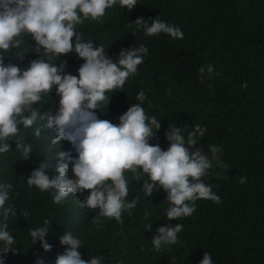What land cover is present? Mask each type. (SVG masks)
I'll return each mask as SVG.
<instances>
[{
  "label": "clouds",
  "instance_id": "obj_1",
  "mask_svg": "<svg viewBox=\"0 0 264 264\" xmlns=\"http://www.w3.org/2000/svg\"><path fill=\"white\" fill-rule=\"evenodd\" d=\"M117 3L130 12L138 0H0V154L11 150L19 164L14 190L11 182L0 181V264H6L9 252L17 251L16 239L9 231L10 217L17 216L10 194L17 196V201L18 195L28 194L56 207L63 202L60 208L68 210L98 209L92 219L100 227L102 218L122 224V213L130 212L140 200L139 196L127 199L130 170L146 196L161 190L166 194L167 220L151 239L157 251L178 242L183 224L171 221L192 215L195 201L221 202L213 186L201 179L214 167H228L222 147L209 144L205 151L199 144L207 126L195 124L189 130L169 124L164 133L168 145L162 148L151 142L157 138L161 120L145 111L143 90L136 95L139 102L122 114V109L114 106L110 93L122 89L140 65L145 80L154 83L144 61L147 46L121 48L114 59L116 51L96 45L79 29L85 20L103 17L106 9ZM133 24V32L142 31L145 36H184L178 25L159 17L140 16L128 26ZM29 34L36 52L42 55L25 68L11 60L6 63V53L18 56ZM62 54L72 61L77 74L66 72L65 62L55 63ZM198 72L199 79L210 78L214 66L201 65ZM54 86L58 106L44 102ZM148 104L151 107V101ZM118 114L119 122L113 123ZM246 179L240 177L239 182ZM30 214L27 210L22 213L25 217ZM50 222L45 218L41 226L29 230L33 244L39 241L45 251L53 247L46 239ZM151 228V223L146 225ZM59 239L66 247L55 264H104L101 255L84 259L79 251L83 242L71 231L66 230ZM34 264L45 262L37 257ZM198 264H214L212 255L204 252Z\"/></svg>",
  "mask_w": 264,
  "mask_h": 264
},
{
  "label": "trees",
  "instance_id": "obj_2",
  "mask_svg": "<svg viewBox=\"0 0 264 264\" xmlns=\"http://www.w3.org/2000/svg\"><path fill=\"white\" fill-rule=\"evenodd\" d=\"M140 16L159 17L178 25L183 39L133 32L135 25H128ZM79 29L96 45L116 51L114 59L121 48L140 44L148 47L144 61L154 83L145 80L140 65L122 89L110 93L114 106L122 109V114L139 102L136 95L143 90L147 96L145 111L161 120L157 138L151 142L162 148L168 145L164 133L169 124L189 130L195 124L207 126L199 144L205 151L209 144L222 147V159L228 167H214L201 179L213 186L222 203L195 201L192 215L171 221L183 224L178 242L157 251L151 239L155 229L167 220L166 194L161 190L146 196L130 170L127 199L139 196L140 200L131 213H122V224L102 218L100 227L92 219L98 209L68 210L60 208L63 202L56 207L33 200L28 194H16L18 201L10 194L17 216L10 217L9 231L16 239L17 251L7 254L6 264H34L37 257H42L45 264H55L66 247L59 239L66 230L82 240L79 251L84 259L101 255L104 264H198L204 252L212 255L214 264H264V0H138L130 12L117 3L106 9L103 17L85 20ZM25 41L23 51L15 58L10 51L6 53V63L11 60L25 68L42 55L36 52L30 34ZM69 54L83 63L75 53ZM64 62L66 72L77 74L66 54L55 60L57 64ZM204 64L214 65V72L201 80L198 69ZM58 101L54 86L44 102L58 106ZM119 116L113 123L119 122ZM17 165L11 150L0 154V181L11 182L13 190ZM240 177L247 178L245 183L239 182ZM24 210L31 214L23 216ZM45 218L51 220L46 239L53 247L48 251L39 241L33 244L29 233ZM150 223L152 228L148 230L146 225Z\"/></svg>",
  "mask_w": 264,
  "mask_h": 264
},
{
  "label": "bare ground",
  "instance_id": "obj_3",
  "mask_svg": "<svg viewBox=\"0 0 264 264\" xmlns=\"http://www.w3.org/2000/svg\"><path fill=\"white\" fill-rule=\"evenodd\" d=\"M258 3V2H257ZM263 12V11H262ZM253 18V17H252ZM263 30V29H262ZM253 32V31H252ZM255 34H256V32H255ZM263 34V33H262ZM259 38V37H258ZM262 38V37H261ZM263 40V39H262ZM261 43V42H260ZM24 48V47H23ZM222 60V59H221ZM214 66V65H213ZM262 121V120H261ZM257 130V129H256ZM261 132V131H260ZM253 153V152H252ZM250 155V154H249ZM264 161V160H263ZM260 164V163H259ZM262 168V167H261ZM222 171V170H221ZM253 171V170H252ZM258 171V170H257ZM263 174H264V172H263ZM226 177H227V175H226ZM226 179V178H225ZM224 179V180H225ZM256 179V178H255ZM262 183V182H261ZM137 184V183H136ZM252 185V184H251ZM232 186V185H231ZM249 186V185H248ZM137 187V186H136ZM216 187V186H215ZM244 187V186H243ZM131 188V187H130ZM142 188V187H141ZM234 188V187H233ZM132 189V188H131ZM214 189V188H213ZM216 189V188H215ZM228 189V188H227ZM132 191V190H131ZM134 191V190H133ZM234 191V190H233ZM243 192V191H242ZM139 193V192H138ZM141 193V192H140ZM130 194V193H129ZM230 194V193H229ZM130 197V196H129ZM132 198V197H131ZM148 200V199H147ZM142 201V200H141ZM150 201V200H149ZM150 203V202H149ZM149 203H148V205H149ZM222 203V202H221ZM25 204V203H24ZM145 204V203H144ZM61 205V204H60ZM154 205V204H153ZM225 205V204H224ZM147 206V205H146ZM228 209V208H227ZM135 210V209H134ZM132 212H134L133 210H132ZM139 212V211H138ZM245 212V211H244ZM131 213V212H130ZM202 214V213H201ZM245 214V213H244ZM259 216V215H258ZM65 218V217H64ZM164 219V218H163ZM164 221V220H163ZM153 222V221H152ZM111 223V222H110ZM149 223V222H148ZM132 224V223H131ZM152 224V223H151ZM158 224V223H157ZM129 229V228H128ZM125 230V229H124ZM119 232V231H118ZM151 232V231H150ZM248 232V231H247ZM123 233V232H122ZM125 235V234H124ZM149 235V234H148ZM77 236V235H76ZM84 236V235H83ZM235 236V235H234ZM125 238V237H124ZM251 238V237H250ZM122 239H123V237H122ZM147 239V238H146ZM241 240V239H240ZM202 242V241H201ZM124 243V242H123ZM150 244V243H149ZM212 245V244H211ZM150 247H151V245H150ZM230 247H232V246H230ZM262 247V246H261ZM246 248H248V247H246ZM264 248V247H263ZM63 249V248H62ZM225 249V248H224ZM123 252H124V249H123ZM242 252V251H241ZM118 253V252H117ZM167 253V252H166ZM121 255V254H120ZM177 255V254H176ZM119 256V255H118ZM264 256V255H263Z\"/></svg>",
  "mask_w": 264,
  "mask_h": 264
}]
</instances>
